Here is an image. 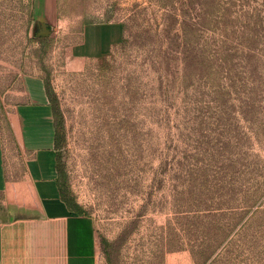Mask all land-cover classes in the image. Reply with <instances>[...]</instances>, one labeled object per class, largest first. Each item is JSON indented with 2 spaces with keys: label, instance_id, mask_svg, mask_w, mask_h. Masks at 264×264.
<instances>
[{
  "label": "rangeland",
  "instance_id": "obj_1",
  "mask_svg": "<svg viewBox=\"0 0 264 264\" xmlns=\"http://www.w3.org/2000/svg\"><path fill=\"white\" fill-rule=\"evenodd\" d=\"M103 21L124 40L71 58ZM40 72L99 264H264V0H0L1 91Z\"/></svg>",
  "mask_w": 264,
  "mask_h": 264
},
{
  "label": "crops",
  "instance_id": "obj_2",
  "mask_svg": "<svg viewBox=\"0 0 264 264\" xmlns=\"http://www.w3.org/2000/svg\"><path fill=\"white\" fill-rule=\"evenodd\" d=\"M40 2L52 9L55 0ZM124 38L119 21L87 22L69 55L103 57ZM56 136L43 73L0 89V264H99L94 220L63 197Z\"/></svg>",
  "mask_w": 264,
  "mask_h": 264
},
{
  "label": "trees",
  "instance_id": "obj_3",
  "mask_svg": "<svg viewBox=\"0 0 264 264\" xmlns=\"http://www.w3.org/2000/svg\"><path fill=\"white\" fill-rule=\"evenodd\" d=\"M47 88H48V92H49V96L51 98L52 104H53V108H54V112L57 118V136H56V144H57V149H59V158H60V150L63 147L64 144V134L62 132L61 129V123L59 121V107H58V100H57V96L54 93L50 82L47 80ZM59 171H60V175H61V180H60V186H61V190L63 193V197L65 199V201L68 203V205L72 208L75 209L76 211H78L79 213H83L86 214L84 207L78 203L73 197H71L70 192L67 188V183L65 181V170L63 169V166H61L59 164Z\"/></svg>",
  "mask_w": 264,
  "mask_h": 264
},
{
  "label": "water",
  "instance_id": "obj_4",
  "mask_svg": "<svg viewBox=\"0 0 264 264\" xmlns=\"http://www.w3.org/2000/svg\"><path fill=\"white\" fill-rule=\"evenodd\" d=\"M39 35H42V34H39ZM44 35V34H43Z\"/></svg>",
  "mask_w": 264,
  "mask_h": 264
}]
</instances>
